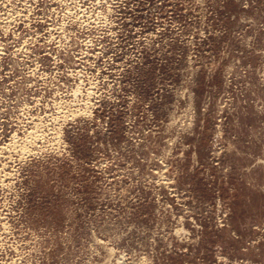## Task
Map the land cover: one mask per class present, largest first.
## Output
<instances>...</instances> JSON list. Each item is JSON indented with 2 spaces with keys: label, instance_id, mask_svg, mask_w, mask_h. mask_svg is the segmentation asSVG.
Wrapping results in <instances>:
<instances>
[{
  "label": "rangeland",
  "instance_id": "1",
  "mask_svg": "<svg viewBox=\"0 0 264 264\" xmlns=\"http://www.w3.org/2000/svg\"><path fill=\"white\" fill-rule=\"evenodd\" d=\"M0 264H264V0H0Z\"/></svg>",
  "mask_w": 264,
  "mask_h": 264
}]
</instances>
